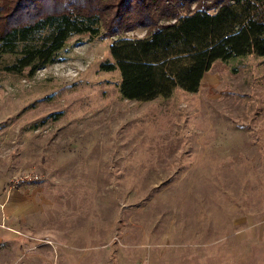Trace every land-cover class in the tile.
<instances>
[{
    "label": "rangeland",
    "instance_id": "obj_1",
    "mask_svg": "<svg viewBox=\"0 0 264 264\" xmlns=\"http://www.w3.org/2000/svg\"><path fill=\"white\" fill-rule=\"evenodd\" d=\"M89 38L70 37L33 76L0 71V186L32 187L49 224L104 233L96 248L112 250L110 264H151L158 251L264 264L216 253L232 221L264 223V55L216 59L199 90L138 101L120 93L118 69H100L112 38Z\"/></svg>",
    "mask_w": 264,
    "mask_h": 264
},
{
    "label": "trees",
    "instance_id": "obj_2",
    "mask_svg": "<svg viewBox=\"0 0 264 264\" xmlns=\"http://www.w3.org/2000/svg\"><path fill=\"white\" fill-rule=\"evenodd\" d=\"M264 0H0V71L33 76L67 40L111 37L123 97L197 91L216 59L264 55ZM143 28L142 35L129 34Z\"/></svg>",
    "mask_w": 264,
    "mask_h": 264
},
{
    "label": "crops",
    "instance_id": "obj_3",
    "mask_svg": "<svg viewBox=\"0 0 264 264\" xmlns=\"http://www.w3.org/2000/svg\"><path fill=\"white\" fill-rule=\"evenodd\" d=\"M33 190L29 186L6 189L0 186V264H110L112 250L108 247L96 248L99 244H108L100 243L104 233L98 236L94 231H69L62 224H49L44 212L45 203L41 199L39 202L33 201L36 200L32 196L35 193ZM236 223L234 228L232 221L230 232L216 237L217 243L219 238H227L229 241L227 246L217 245L216 253H230L232 261L234 253L235 256L249 253L247 261H252L253 257L264 259V244L259 241L244 243L246 239L264 237V223L260 226L251 224L242 229ZM208 244V238L189 241V246L199 249ZM60 245L63 247L59 250ZM116 260L120 261L117 257ZM180 261L158 251L153 254L151 264H186L185 260L182 263ZM192 264L201 262L196 259Z\"/></svg>",
    "mask_w": 264,
    "mask_h": 264
},
{
    "label": "built area",
    "instance_id": "obj_4",
    "mask_svg": "<svg viewBox=\"0 0 264 264\" xmlns=\"http://www.w3.org/2000/svg\"><path fill=\"white\" fill-rule=\"evenodd\" d=\"M26 179V177H24V176H21L20 178H18V180H25Z\"/></svg>",
    "mask_w": 264,
    "mask_h": 264
}]
</instances>
